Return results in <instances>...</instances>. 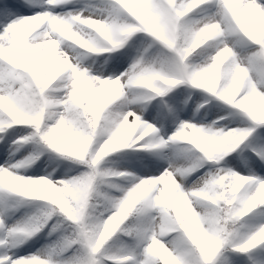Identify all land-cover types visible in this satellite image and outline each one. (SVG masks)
<instances>
[{
  "label": "clouds",
  "instance_id": "clouds-1",
  "mask_svg": "<svg viewBox=\"0 0 264 264\" xmlns=\"http://www.w3.org/2000/svg\"><path fill=\"white\" fill-rule=\"evenodd\" d=\"M20 2L39 10L0 33V134L26 127L30 131L13 144L32 149L0 165V190L44 204L8 228L7 237L31 238L55 218L53 230L63 229L57 251L79 247L63 260L44 252L15 259L4 253L0 264H102L101 250L109 252L105 245L130 218V234L144 245L143 264H212L225 245L241 253L264 245V219L253 222L256 215L264 217V177L243 152L238 157L245 171L227 164L255 131L229 124L264 126V3ZM138 34L150 40L124 71L107 73L110 54ZM181 87L189 90L185 107L192 90L204 95L193 118L177 117L175 131L165 138L160 127L143 119L141 103ZM213 108L226 114L209 119ZM134 148H168V167L141 177L123 168L122 159H111ZM253 152L264 163V149ZM45 157L54 165L47 176L21 174ZM62 160L85 170L54 180ZM7 243L0 239V248ZM110 258L116 264L131 259L120 252Z\"/></svg>",
  "mask_w": 264,
  "mask_h": 264
},
{
  "label": "rangeland",
  "instance_id": "rangeland-1",
  "mask_svg": "<svg viewBox=\"0 0 264 264\" xmlns=\"http://www.w3.org/2000/svg\"><path fill=\"white\" fill-rule=\"evenodd\" d=\"M21 5L22 6L18 12V14L21 16L31 15L34 14L35 11L39 10V8L31 9L25 7L23 4ZM203 7H207V6H202V8ZM200 12L201 9H197L191 15L195 17ZM2 27L3 25L0 24V30H2ZM149 40L150 37L144 35L141 36L137 35L130 42L128 47L110 54L111 59L107 68V73L119 74L120 72L124 71L131 63L133 57L137 54L136 50L138 48H141L142 45L146 44ZM102 59H104V57H101V60ZM200 99L201 98H199V100ZM182 100L183 97L176 98V96L172 99H168V101H170V103L172 104V108H170V112H169L170 113L169 116L171 115V119L169 121L165 120V118L168 116L165 115V112L163 113L162 111L163 108L161 107L160 101L157 102L156 104H151L147 101H143L141 103V106L146 109V111H144L142 114L143 119L155 124L157 127H160L162 129V135H164L166 138L173 131H175L177 124L179 122L177 117L182 120H191L193 118V110L196 105L195 104L187 105L185 107V104L183 103ZM211 113L209 115V119L212 118L215 119L217 114L220 115L226 114V112L223 111H221V113L218 112L216 108H213ZM199 120L200 117L198 116L196 117L195 122H198ZM239 122L240 121L230 123L229 126L230 127L245 126V124H240ZM222 123H228V122L223 121ZM29 131L30 129L20 126L10 129L9 132H7L6 134H0L3 135L4 137L3 140L0 141V165L8 166L9 164L14 163L17 160H20L22 157L27 155L29 151H31L32 146L30 144L29 145L13 144V141H15L19 136L26 135ZM254 141L255 142H251V143L256 145L264 143V140L259 141L257 139H254ZM240 152H243V155L250 159L251 166L256 173L261 174V172H264L263 163H261L258 158L250 155L247 148H243ZM233 154L227 158L228 166L233 167L238 171H242V172L245 171V166L244 164L241 163V160L238 157V153L234 155ZM155 156L158 157L155 158ZM170 158H171L170 150L168 148H165L156 151L155 154L153 152L146 154L136 153L132 155L128 161H125L121 166L123 168L133 169L141 177L157 176L161 174L165 168L168 167ZM46 161H47V157L42 159L35 166L29 168L27 171L20 170V172L21 174L28 176H36V175L47 176L48 173L52 171V167L54 165L49 166L46 163ZM208 168L202 172H195L193 175H191L188 178L187 183L191 184L198 177L202 176L206 172V170L208 171ZM52 176H54V179L56 180L66 179L69 177L67 175H64L61 170L54 173V175ZM38 210L39 208H37V206L35 205H27V204L23 205L15 202V200L11 198V196L7 193L6 190H0V220L4 221V227L0 228V239L7 238L8 240V243L4 247L0 248V255L7 253L11 255L13 259H15L21 256H29L31 254L39 255L41 252H44L51 254L54 260L55 259L63 260L73 257V253L75 252L76 250L75 248H77V246H73L70 249L58 252L57 246L50 244L52 240H56V242H58L61 237V234L59 232L57 231L54 232L51 230V228L48 229L46 232H44V234L43 233L37 234L27 239H13L12 237H7L8 228L23 223L29 216L35 214ZM136 243H138V241H136ZM127 244L128 246H125L126 249H123V251L125 252L134 251L137 253L140 248L143 249L144 247V245L137 244L139 246H137V248H134L136 245L132 242H127ZM262 255L264 256V254ZM230 264H247V263H243L241 259L236 258V260L231 261Z\"/></svg>",
  "mask_w": 264,
  "mask_h": 264
},
{
  "label": "trees",
  "instance_id": "trees-1",
  "mask_svg": "<svg viewBox=\"0 0 264 264\" xmlns=\"http://www.w3.org/2000/svg\"><path fill=\"white\" fill-rule=\"evenodd\" d=\"M131 149H126L125 151H128ZM118 156V155H117ZM116 156L112 157L111 159L115 158ZM85 168L84 166H80V171H84ZM256 213H260V211H257ZM260 217V215H256V217ZM133 225V220L130 218L128 222L124 226H122L121 230H118V232L112 237V239L108 242V244L105 245V249H108L109 252H105L104 249L101 250V253L103 254V260L102 264H115V260L110 258V253H126L123 251L125 249L124 247L126 246V241L127 239L132 238L134 235L130 234V226ZM63 230V229H62ZM77 248L79 247L76 245ZM257 247V246H256ZM252 249L249 250L248 253H250ZM248 253H240L238 251H235L233 245H225L223 246L217 255L214 257L212 264H223L226 260L230 259L232 254H248ZM101 254H97V259H100Z\"/></svg>",
  "mask_w": 264,
  "mask_h": 264
},
{
  "label": "snow or ice",
  "instance_id": "snow-or-ice-1",
  "mask_svg": "<svg viewBox=\"0 0 264 264\" xmlns=\"http://www.w3.org/2000/svg\"><path fill=\"white\" fill-rule=\"evenodd\" d=\"M260 2L264 3V0H260ZM21 6L22 5L20 0H0V24L3 25L2 30H0V33H3L4 30L9 27V25L17 22L22 17L18 14ZM233 246L235 251H237L236 246Z\"/></svg>",
  "mask_w": 264,
  "mask_h": 264
}]
</instances>
